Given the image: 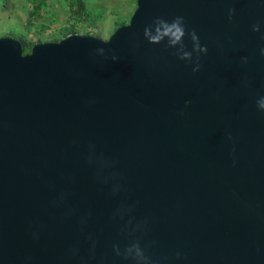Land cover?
<instances>
[{
  "label": "water",
  "instance_id": "95a60500",
  "mask_svg": "<svg viewBox=\"0 0 264 264\" xmlns=\"http://www.w3.org/2000/svg\"><path fill=\"white\" fill-rule=\"evenodd\" d=\"M177 16L180 44L149 43ZM261 49L264 0H136L107 40L29 54L0 38V264H264Z\"/></svg>",
  "mask_w": 264,
  "mask_h": 264
},
{
  "label": "rangeland",
  "instance_id": "374dc122",
  "mask_svg": "<svg viewBox=\"0 0 264 264\" xmlns=\"http://www.w3.org/2000/svg\"><path fill=\"white\" fill-rule=\"evenodd\" d=\"M42 3V16L35 15L34 26H31L27 0H0V38H12L13 34L21 32L33 41L55 42L58 31L75 28L79 35L107 40L117 23L129 24L136 8V0H84L86 20H82L74 16L68 1L43 0ZM93 18L96 21L93 22ZM40 26H44L45 32H40Z\"/></svg>",
  "mask_w": 264,
  "mask_h": 264
},
{
  "label": "clouds",
  "instance_id": "9594fccd",
  "mask_svg": "<svg viewBox=\"0 0 264 264\" xmlns=\"http://www.w3.org/2000/svg\"><path fill=\"white\" fill-rule=\"evenodd\" d=\"M234 9L229 10V18H231V15L234 13ZM153 24L155 27V35H153V28L152 25L146 26L144 28V36L149 40V43H159L163 37L167 36L170 40V45L175 46L177 44H180L183 41V38L186 35V27H185V20L182 16L175 17L171 22H168L164 19L157 18ZM253 31H259V26L254 25ZM190 35V38L193 42V52L197 53V60L200 53H207V48L201 46L199 42V38L195 33V30L191 31L190 33H187ZM98 52L103 53L105 51L104 48H98ZM261 53L264 54V49H261ZM181 60H192V52L184 51L182 55L179 56ZM118 58L116 56L112 57L113 61H116ZM200 65L197 62L195 68H193V71H199ZM257 107L259 110L264 111V97H261L257 101ZM136 247V258H138L139 261H145L147 262V257L144 255L143 250L139 247V245H135ZM117 254H119V251L117 250Z\"/></svg>",
  "mask_w": 264,
  "mask_h": 264
},
{
  "label": "trees",
  "instance_id": "16d2710c",
  "mask_svg": "<svg viewBox=\"0 0 264 264\" xmlns=\"http://www.w3.org/2000/svg\"><path fill=\"white\" fill-rule=\"evenodd\" d=\"M28 3L30 4L29 7V22L28 24H30L31 26H34V20L33 17L35 15L38 16H42V12H41V8H43L44 3H42L43 0H27ZM65 2L68 1L70 2V6L73 9V14L74 16H79L80 18H82V20H86V9L84 8L85 4H84V0H64ZM93 22L96 21L95 18H93L92 20ZM127 22H122V23H117L116 25V29L127 25ZM115 29V30H116ZM45 32V28L44 26H40V32ZM47 32V31H46ZM79 32L75 29V28H63V30L58 31V38L55 39V42H59L62 39H64L65 37L69 36V35H73V34H78ZM12 38L17 39L21 45H22V50L24 54H29L32 51V48L37 45V44H41V43H46L45 41H43L42 39L38 40V41H33V39H29L27 37V35L19 32L18 34H13Z\"/></svg>",
  "mask_w": 264,
  "mask_h": 264
}]
</instances>
